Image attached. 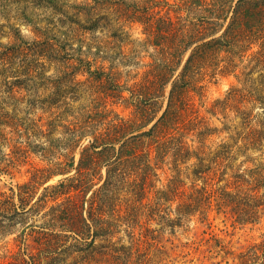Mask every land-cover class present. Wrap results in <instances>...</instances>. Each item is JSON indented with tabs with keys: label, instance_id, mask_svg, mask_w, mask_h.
Here are the masks:
<instances>
[{
	"label": "trees",
	"instance_id": "16d2710c",
	"mask_svg": "<svg viewBox=\"0 0 264 264\" xmlns=\"http://www.w3.org/2000/svg\"><path fill=\"white\" fill-rule=\"evenodd\" d=\"M253 1L179 0L172 5L168 1L160 0H83L81 4H70L69 0H0L2 18L10 21L9 17L13 16L20 22L9 25L11 41L8 45H0V70L5 74L11 72L14 62L22 67V75L27 79L23 83L19 82L18 87L27 92H34L36 96H39V87L43 83L51 85V120L47 124L52 128L56 123L59 113L53 110V107H61L58 106L59 102L63 104L62 107L69 108L71 103L77 101L75 91L69 99L64 95L67 90H71L70 86L73 89L86 86L88 92L91 91L92 95L96 96L92 110L87 107L79 110L78 112L84 110L86 114L80 118L81 121L71 122L68 131L71 139L89 138V143L81 150L78 146L80 142H74L70 147L71 154L65 161L68 168H61V163H57L56 170L52 172L53 175L66 174L75 169L74 176L64 178L58 184L47 186L40 192V179H44V170H37L29 181L13 185L9 191H0V236H15L14 242L20 247L19 253L10 257L12 260L0 264H55L59 258L53 252L57 253L71 237L78 242L71 246L73 247L79 242L90 244L95 243L99 237L109 236L114 222L104 220V207L110 206L112 199L115 200L113 194L116 190L126 186L133 188V192L139 196V201H143L150 176H158L152 163L153 145L157 151L156 165H159V161L166 160L174 149L172 156L178 173H181L180 162L187 164L196 157L198 163L192 175L196 180L203 179L206 184L208 178L204 174L220 170L222 166L228 168L223 164L229 159L226 151L218 152L213 158L191 154L184 146L175 144L174 132L179 130L180 124L185 122L183 119L190 111L192 92L196 91L200 83L197 77H203L210 68L216 71L222 61L228 60L229 65H232L236 58L244 60L252 44L261 39L264 31V9L254 8L252 5L259 3ZM166 8L168 12L162 14ZM172 8L176 17L171 15ZM69 9L76 16L84 14L88 18L90 26L86 29L91 32L100 27L108 28L112 24L114 20L111 21L106 13L108 10H113L115 21L121 25L126 21L131 26L136 23L145 25L149 38L140 42V49L137 51L139 54L148 52L152 62L146 64L147 71L142 80L132 86H128V82L121 84V74L113 71L108 73L104 67L93 71V63L86 62L84 65L91 76L88 81L92 84L86 85L88 81H78L75 84L71 75L81 66L68 62L73 56L66 52L72 49L70 40L76 35L68 23L75 26L79 25V22L66 14L65 11ZM99 10L104 11V14H98ZM59 15L62 18L56 19ZM20 25L30 29L34 35L32 42L22 35ZM118 37L122 42L121 37ZM150 49L153 52H150ZM101 51L103 50L96 54L98 58L106 61L107 53L100 56ZM223 53L228 54V58L221 59ZM77 60L84 63L82 56ZM52 63L60 64V69L69 67V78L67 70L63 77L48 75V66ZM12 88L13 91L15 86ZM126 92H129L130 96H126ZM239 92L236 91L233 95H238ZM231 94L232 92L230 99ZM60 96L64 101H58ZM111 98L116 104L122 103L126 108H132L133 116L126 118L108 109V100ZM229 98L218 99L210 111L214 115L222 113L227 119ZM249 99L264 106V91H250ZM96 106L98 112L95 115ZM251 116L252 114L247 112L241 113L243 130H247L244 137V140L248 141L246 146L264 140V120L257 121V117H254V120ZM8 122L0 120V146L4 143L3 140H8L3 128H14V124L10 125ZM148 127L150 129L145 130ZM16 130L19 131L18 128ZM43 134L50 145L37 148L54 154L61 139L56 138L55 133ZM62 142L64 145L63 138ZM4 148L3 145L0 149V175L11 174L10 168L15 163L4 153ZM79 151L80 157L77 160ZM33 152L37 153V150ZM144 164L145 172L141 177V174L135 173V168ZM103 168H107L105 178L101 176ZM251 173L255 176L254 189L258 192L264 187V166L251 170ZM134 175L140 177V180L135 179ZM97 177L100 182L96 183L94 181ZM241 177L242 175L239 176ZM100 183L102 185L93 192L92 201L88 206L86 199L75 200L73 192H83L87 197ZM159 194L161 201L173 202L174 197L178 195V189L175 186L169 187ZM62 196L66 199L59 203L58 200ZM212 198L217 202L219 210L231 209L240 222L256 221L255 209L261 206L258 204L260 198L257 194L242 196L227 190L217 193L205 187L197 189L190 196L185 210L180 205V214L181 211L188 212L190 209L197 211L201 204L211 203ZM250 202H253V210L250 208ZM85 212L89 216H86ZM37 217L44 219V222L36 224ZM31 247L36 248L37 252L32 251ZM243 256V264H264V242L253 245Z\"/></svg>",
	"mask_w": 264,
	"mask_h": 264
},
{
	"label": "rangeland",
	"instance_id": "374dc122",
	"mask_svg": "<svg viewBox=\"0 0 264 264\" xmlns=\"http://www.w3.org/2000/svg\"><path fill=\"white\" fill-rule=\"evenodd\" d=\"M82 1L69 0V3L81 4ZM160 1H168L172 5L179 2V0ZM253 2L259 3L256 6L252 5L254 8L264 9V0ZM65 12L70 18H75L79 22V25L75 26L68 23L76 35L70 40L72 49L66 52L73 56L67 60L68 62L74 66H81L71 75V80L73 79L75 84L78 81L84 83L90 80L91 76L87 72V66L84 65L86 62L93 63L91 67L93 71L104 67L108 73L113 71L121 74V84L128 82V86H132L142 80L147 71L146 64L152 62L148 52L139 54L137 51L140 49V42L149 38L145 25L136 23L131 26L127 21L121 25L115 21L113 10H108L106 13L111 21L114 20L112 24L108 28L100 27L97 31L91 32L86 29L90 23L84 14L76 16L70 9ZM167 12L168 8L164 9L162 14ZM97 13L104 14V11L99 10ZM171 15L176 17L173 8ZM9 18L10 21H7L0 15V45H8L11 41L9 25L20 23L13 16ZM58 18L62 16L59 15L56 19ZM20 29L22 35L32 42L34 35L30 29L25 25H20ZM118 36L121 37L122 42L119 41ZM100 50H103L100 56H105L107 53L106 61L98 58L96 53ZM150 52L153 50L150 49ZM80 56L84 58L83 64L77 60ZM227 56L229 55L223 53L221 59ZM227 61H222L216 71L210 68L203 77H197L200 83L196 91L192 92V106L183 119L185 122L180 124L177 132H174L176 138L173 140L175 144L188 149L191 154H199L207 158L216 157L218 152L226 151L229 159L223 164L228 166L227 170L222 166L220 170L204 174L208 178L206 184L203 179L196 180L192 175L198 163L196 157L187 164L180 162L181 173H178L172 156L174 149L166 160L159 161V165H156L157 151L153 145L152 163L158 176L154 174L150 176L146 185V194L143 196L144 200L139 201V196L133 192V188L126 186L124 189L122 187L116 190L113 194L115 200L112 199L110 206L104 207V220L114 222L110 235L97 238L95 243L89 239L90 244L79 242L73 247L71 246L77 240L71 237L57 253L53 252L59 258L55 264H243V255L247 254L253 245L264 242V187L258 192L255 191V176L251 173V170L264 166V140L246 146L248 141L244 140V137L247 130H243L241 117L242 112H247L252 114L251 118L254 120V117H257V121L264 120V106L255 104L249 99L250 91H264V31L261 39L252 44L244 60L236 58L232 65ZM11 67V72L6 74L0 70V120L9 121L8 124H14V128L9 126L3 128L8 140H3L0 149L4 145V153H7L8 158L13 159L15 163L10 168L11 174L0 175V191H9L13 185L29 181L34 172L43 169L44 179H40V192H42L47 186L56 185L64 178L75 175V169L66 174L53 175L52 172L56 170L57 163H61V168H68L65 161L71 154L70 147L74 142H80L78 146L81 150L89 143V138L71 139L68 131L71 122L81 121L80 118L86 114L84 110L78 112L79 110L84 107L92 110L96 96L92 95L91 91L88 92L86 86L77 89L70 86L71 90L69 92L67 90L64 95L69 99L75 91L77 101L71 103L69 108L62 107L63 104L60 102L58 106L61 107L57 109L53 107L59 116L51 128L47 124L51 120L49 112L51 108L49 101L52 99L49 97L51 85L43 83L39 87V96L34 92L19 89V82L23 83L27 78L22 75L23 68L17 66L15 62ZM65 68L60 69L58 63L49 64L48 75L55 78L63 77L67 70L69 78L71 69ZM24 84L31 86L28 83ZM91 84L92 82L88 81L86 85ZM13 86L15 88L12 91ZM236 91L240 92L238 95H233ZM125 95L130 96L129 92ZM227 98L230 105L227 119L222 113L214 115L210 111L214 103L218 99ZM61 100L64 101L63 97H58V101ZM108 101V109L126 118L133 116L132 108H126L122 103L116 104L113 98ZM94 112L96 115L98 106L94 108ZM255 123L256 121L253 125ZM149 129L150 127L145 130ZM49 132L55 133L56 138L61 139L60 146L54 154L37 148V146L45 148L50 145L49 140L43 137V133ZM33 150H37V153ZM77 153L78 160L80 151ZM145 166L144 164L135 168V173L143 177ZM101 173L105 178L107 168H103ZM239 174L242 175L241 178ZM139 178L135 176L138 181ZM94 182H100L99 177ZM102 183L93 188L87 197L83 192H73L75 200L86 199L88 206L92 201L93 192L99 189ZM174 186L178 189L174 201H161L159 192ZM204 187L217 193L227 190L242 196L257 194L260 198L258 204L261 206L255 209L256 221L240 222L231 209L219 210L214 198L211 199V203L201 204L197 211L190 209L188 212L181 211L180 214L182 210L180 205L185 210V205L190 202V196L197 189L201 190ZM65 199V196H62L58 201L61 203ZM52 204L55 203H50ZM250 208L253 210V202H250ZM85 215L89 216L87 212ZM36 220V224L44 222L40 217ZM14 237L0 236V262L10 261L12 255L19 253L20 247L14 242ZM30 242L34 245L32 241ZM31 250L37 252L36 248L31 247Z\"/></svg>",
	"mask_w": 264,
	"mask_h": 264
}]
</instances>
